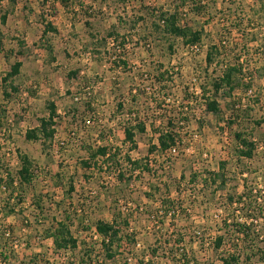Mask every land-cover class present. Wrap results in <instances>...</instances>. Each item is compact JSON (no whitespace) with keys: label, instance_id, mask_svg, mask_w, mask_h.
Here are the masks:
<instances>
[{"label":"rangeland","instance_id":"1","mask_svg":"<svg viewBox=\"0 0 264 264\" xmlns=\"http://www.w3.org/2000/svg\"><path fill=\"white\" fill-rule=\"evenodd\" d=\"M195 2L72 0L63 5L53 0H0V40L5 48L0 52V80L15 61L23 62L20 74L12 79L17 91L5 97L0 83V174L4 175L8 169L15 174L20 167V154L31 158L36 174L26 199L14 208V213H9L6 206L8 193L1 195L0 248L6 243L14 246L10 264H104L103 248L92 224L99 217L113 218L109 206L120 166L109 167L100 162L84 169L81 159L87 155L81 146L112 142L111 146L126 153L130 144H123L121 129L130 109L141 119L146 118L148 124L147 131L137 135L138 147L130 154L133 159L142 158L143 163H149L152 171L125 170V180L121 182L131 184L132 194L126 196L131 201L127 208L123 199L119 202L123 212L119 224L126 237L122 247H118L116 262L130 258L131 264H146L151 259L152 264H171L166 257L175 250L177 234L183 233L189 256H195L200 264H222L221 251H216L212 242L221 232L223 218L236 209L226 202L227 195L242 193L247 182L264 196V0H198L201 5L206 4L201 14L192 12ZM160 10H178L182 24L204 27L201 48L184 45L181 38L168 40L167 35L157 43L152 41V46L147 45L143 37L151 34L148 28L157 20ZM44 18L53 23L56 33L42 37ZM111 26L122 34L119 42L125 40L124 48H117L113 38L108 39L106 46L98 43ZM255 26L258 29L246 30ZM222 40H228L233 49L228 60L236 62L234 58L240 56L246 75L252 74V91L236 92L245 100L253 98L248 105L252 108L250 116L262 122L254 126L241 120L243 128L254 126L252 136L257 149L252 159L236 156L234 134L238 127H228L189 95L200 90L197 77L205 76L208 47ZM169 41L174 43L172 51L168 49ZM22 50L23 55L19 54ZM121 54L129 63L126 67L118 65ZM166 71L167 75L159 79L160 72ZM119 100L125 106L120 112L115 107ZM219 100L229 116L225 104L230 99ZM87 101L92 102L89 109ZM51 102L63 116L56 126L55 140L45 146L27 140V130L37 127L39 119L49 115ZM247 104L244 101L241 108ZM118 115L121 120L115 122ZM172 116L188 118L176 127L183 140L177 154L149 153L150 144L158 143L159 129L166 127ZM106 130L112 139L107 136L102 141L101 134ZM222 162L225 185L218 188L220 181L212 183L205 196H195L192 190L199 187L187 182L190 175L202 174L204 170L219 172ZM58 173L62 174L61 180ZM182 174H186V181L179 194L172 182ZM164 182L171 183L168 192L179 215H162L159 197L168 193L163 188ZM71 184L76 188L73 193L68 191ZM197 184L200 185L198 181ZM216 187L219 191L212 195ZM156 188L162 189L157 191L156 200L144 195ZM38 193L44 197L43 214L33 197ZM66 215L73 220L72 230L81 246L69 253L56 254L46 233L53 216L61 219ZM127 217L129 227L123 224ZM259 224L264 225V220ZM154 249L158 252L156 259L151 255Z\"/></svg>","mask_w":264,"mask_h":264},{"label":"trees","instance_id":"2","mask_svg":"<svg viewBox=\"0 0 264 264\" xmlns=\"http://www.w3.org/2000/svg\"><path fill=\"white\" fill-rule=\"evenodd\" d=\"M53 1L54 3L58 2L63 5L72 2V0ZM195 1H197L194 4L196 7L192 9V12L201 14V11L204 12L206 4L201 5V0L200 2H198V0ZM157 12V20L153 21L148 28L149 33L151 32V34L147 37H143L147 45L152 46L153 42L157 43V41H160L163 36L166 37L167 35L168 40L171 38H181L184 45L201 48L203 44V36L205 35L204 27L197 28L188 23L182 24L180 12L178 10H160ZM6 19L7 16L5 14L2 21L5 23ZM43 21L45 23V29L42 33V37H46L50 32H57V29L51 21H47L45 18ZM120 22L122 23L121 20ZM121 36L122 34L116 26H111L106 34L98 40V43L102 44V46H106L108 39L113 38V43L117 48H124L126 42L125 40L119 42ZM229 44L230 42L228 40H222L220 44H211L208 47L206 54V72L204 73L205 76L202 77L201 74L198 73L199 76L197 77L200 92H191L189 95L191 98H194L195 102L200 101L208 112L217 116L219 121H224L228 127L232 128L235 125L238 127L234 134L237 141L236 156L239 158L252 159L257 149V142L252 136L254 133V126H260L262 122L260 120L255 121L250 116V110L252 108L248 105L254 101L253 98L245 100L240 97V95L236 94L239 89L247 90V92L252 91L254 84L252 82V74L251 76L246 75L247 73L245 72L244 64L240 61V56L234 58L236 62L228 60V55L233 51V49L229 47ZM48 49L51 51V48ZM168 49H170V51L174 50V43L172 41H169ZM4 50V44L0 40V52H4ZM24 53L23 50L19 52L21 55ZM120 64L125 67L129 65L127 60L122 58V54L118 61V65ZM22 66L23 62L21 60L15 61L11 66V70L1 78L0 83L3 87V94L5 97H10L11 91L18 90L12 79L20 74ZM75 74L77 73L71 72V75ZM165 75H167V71L160 72L159 79H163ZM220 97H228L230 99V101L225 104V107L229 111V116L224 112L223 105L219 100ZM257 100L259 101V98H257ZM244 101H247L248 104L245 108H241ZM91 103L92 102L90 101L85 103L88 109L90 108ZM124 107L123 102H121L117 104L116 109L120 112L125 109ZM48 109L49 115L47 117H41L37 127L27 130V140L39 141L44 146L46 143H50V145L53 143L57 134L56 126L59 119L63 118V116L59 113L58 106H56L54 102L49 103ZM133 111V109L128 110V116L123 118L125 119L123 122L125 138L122 142L124 145L128 143L130 144L126 153H121L122 148L111 146L112 142L99 144L98 146H86L84 144L81 146L86 151L87 155L81 159V165L84 169L89 170L93 168V166L95 167L99 165L100 162L109 167H111L112 164H118L120 166L117 168L119 173L117 178L118 183L114 187L111 198L112 202L110 204L111 206H109L110 210H112L113 218L112 220H107L103 217H99L94 224H92V227H94L93 233L99 237L100 245L103 248V255L105 258L103 260L104 264H131L130 258L123 263H118L115 260L116 255L118 254V247H122L123 240L126 237L120 226L121 224H119L121 214L123 213L119 207V202L123 199V206L127 208L131 201L129 200L130 198H127L126 196L132 194L130 189L131 184L124 185V183L121 182L122 180H125V170H129L131 173H136L137 171L140 173H143V171H152L149 168V163H143L144 160H142V158L133 159L130 154L132 150L138 147L136 136L145 133L148 129L146 118L141 119L140 116L135 115ZM67 112L68 111L65 112L66 115ZM184 120L187 122L188 118L180 116L176 119L172 116V118L168 120L166 127L159 129L157 138L158 143L150 144L149 153L153 154L158 152L164 155L165 153H169L173 147H178L183 140L180 139V132L176 127H178L177 124H182ZM241 120L249 124L254 123V126L251 128H243L244 123ZM85 123H88L87 119L85 120ZM87 126L89 127L90 125ZM107 132L108 131L106 130L101 134L100 139L102 141H105L107 136L108 139H112L111 134L106 135ZM81 143H83V141H81ZM120 155H123V157L119 158ZM19 158L20 167L17 168L15 174H12L9 169L4 171V175L0 174V205L3 202L1 195L8 193L5 202L7 204L6 206L10 208L9 213H14V208L26 199L36 177L35 168L31 158L25 154H20ZM224 164V162L220 164L219 172L212 170H204V173L202 174L193 172L187 182L199 188H194L192 193L197 197L200 195L205 196L210 184L220 181L217 186L218 188L225 185ZM57 177L61 180L62 174L58 173ZM184 181H186V174H182L179 178H174L172 182L174 183V189H176L179 194H181V185ZM197 181L200 185L197 184ZM244 181H247L246 178H244ZM217 187L213 190L212 195H215L217 191H219ZM163 188L168 192L172 189L171 183L164 182ZM75 190V186L71 184L68 190L69 193H73ZM161 190V188H156L154 192L145 191L144 195L149 199L155 198L156 200L157 191L160 192ZM261 193V190L248 186L246 182L244 183V191L242 193L237 195H227L226 202L231 206H236V209L235 212H232V214L223 218L221 232L215 236L212 242L213 248L216 251H221L220 259L222 264H264V225L261 226V224H259L260 221L264 220V196H261ZM170 196L171 194L168 192L165 196L159 197V202L163 209L162 215L165 217L168 215L175 216L179 213L173 208L175 201L172 200ZM33 197L35 198V205L40 210V213L43 214L45 212V208L42 205L44 197L40 193L34 194ZM203 201L201 200V203H205ZM208 203H210V200ZM170 207H172L171 210ZM237 213H239V215ZM6 215L8 216L10 214L6 213ZM152 216H154V214ZM52 220L53 221L49 223L50 226H48L46 236L52 239L53 251L56 254H60L61 252L69 253L71 250H77L81 246V241L75 236L72 230L73 220L71 219V216L66 215L61 219L57 218V216H53ZM123 224L126 227L130 226L128 217L123 220ZM178 235L179 237H176L175 240V250L173 248L166 258L171 260V264H200L195 256H189V252H187V248L184 246L186 234L178 233L177 236ZM127 237L130 240L134 239V236ZM201 239L203 238H200V242H203ZM10 246L11 248H9ZM12 248H14V246L7 243L2 249L0 248V263L10 264L9 260L12 257ZM157 253L156 249L152 250L151 255L154 259L158 258ZM136 261H138V259ZM146 261V264H152L153 262L152 259Z\"/></svg>","mask_w":264,"mask_h":264},{"label":"crops","instance_id":"3","mask_svg":"<svg viewBox=\"0 0 264 264\" xmlns=\"http://www.w3.org/2000/svg\"><path fill=\"white\" fill-rule=\"evenodd\" d=\"M244 25H245V23H244ZM251 26H254V23H252V24H250ZM252 29H258V27L257 26H255V27H247L246 28V30L247 31H249V30H252ZM253 37H257V35L256 36H253ZM240 40H242V39H240ZM255 40V39H254ZM119 103H121V101L119 100V101H117L116 102V104H115V107L117 108V104H119ZM124 104V103H123ZM116 119V120H115ZM120 120H121V117L118 115V117L117 118H114V121L115 122H120ZM122 123V122H121ZM123 124V123H122ZM121 132H122V134L124 135V138H125V132H124V127L121 129ZM136 138H137V136H136ZM158 203V202H157ZM53 243V242H52ZM53 245V244H52ZM53 249V248H52Z\"/></svg>","mask_w":264,"mask_h":264},{"label":"built area","instance_id":"4","mask_svg":"<svg viewBox=\"0 0 264 264\" xmlns=\"http://www.w3.org/2000/svg\"><path fill=\"white\" fill-rule=\"evenodd\" d=\"M192 48H197V46H194V47H192ZM200 92V90H198V92H195V93H199ZM251 92V91H250ZM179 147V146H178ZM178 147L177 146H175V147H173L170 151H169V153L170 154H177V152H178Z\"/></svg>","mask_w":264,"mask_h":264}]
</instances>
